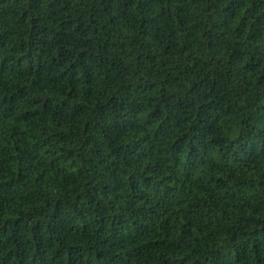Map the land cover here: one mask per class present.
<instances>
[{"label": "trees", "instance_id": "16d2710c", "mask_svg": "<svg viewBox=\"0 0 264 264\" xmlns=\"http://www.w3.org/2000/svg\"><path fill=\"white\" fill-rule=\"evenodd\" d=\"M0 264H264V0H0Z\"/></svg>", "mask_w": 264, "mask_h": 264}]
</instances>
